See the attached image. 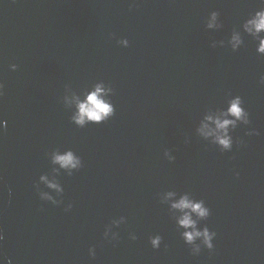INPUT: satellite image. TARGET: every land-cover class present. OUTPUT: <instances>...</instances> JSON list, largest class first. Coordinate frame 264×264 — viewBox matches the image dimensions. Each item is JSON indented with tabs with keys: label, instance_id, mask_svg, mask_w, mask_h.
Wrapping results in <instances>:
<instances>
[{
	"label": "water",
	"instance_id": "obj_1",
	"mask_svg": "<svg viewBox=\"0 0 264 264\" xmlns=\"http://www.w3.org/2000/svg\"><path fill=\"white\" fill-rule=\"evenodd\" d=\"M261 3L0 0V120L7 121L0 257L12 264H264V56L247 35L238 51L227 45ZM212 11L220 13L219 30L205 27ZM122 38L127 48L116 43ZM221 40L224 47H211ZM101 80L114 89L115 114L79 128L65 96H82ZM229 93L242 98L251 123L232 131V150L222 153L196 128L206 112L226 108ZM251 130L259 135H246ZM66 150L83 162L72 176L55 172L51 159ZM41 175L63 192L47 189ZM38 191L64 203L43 201ZM169 191L205 201L211 215L200 226L216 232L213 250L191 253L162 203ZM120 216L127 222L113 227L119 239L105 240V226ZM157 234L162 242L153 249L149 237Z\"/></svg>",
	"mask_w": 264,
	"mask_h": 264
},
{
	"label": "clouds",
	"instance_id": "obj_2",
	"mask_svg": "<svg viewBox=\"0 0 264 264\" xmlns=\"http://www.w3.org/2000/svg\"><path fill=\"white\" fill-rule=\"evenodd\" d=\"M219 16L220 13L218 11H212L206 19V29H221L223 25L219 20ZM245 35L250 36L256 42L257 55L264 56V3H261L256 11L249 13L240 28H234L231 31L227 39V45L233 52L244 46ZM116 43L124 48L129 46L127 38L117 39ZM217 45L224 47L225 42L223 40L219 42L213 41L211 47L215 48ZM9 67L12 71H16L18 65L11 64ZM259 83L264 85V75L260 76ZM3 95L4 84L0 82V96ZM113 95L114 89L101 80L92 84L82 96L73 94L71 100L65 96L66 103L74 105V111L70 117L71 122L79 128H84L89 124L99 125L106 122L115 114V107L111 99ZM228 97L226 108L206 112L196 128V132L201 138L215 145L222 153L232 150V131L241 124L249 125L251 123L250 114L243 106L244 101L242 98L239 95L232 96L230 93ZM6 126L7 121L0 120V129ZM246 135H259V133L251 130ZM239 143H243V141ZM164 156L170 162L175 160V157L168 150L164 152ZM51 159L54 165H59V168L54 169V171L59 173V170L63 169L68 176L73 175V170L78 172L83 167L81 157L77 156L72 150L55 151L52 153ZM236 175L238 176L239 173H236ZM40 182L47 189L54 190L55 195H60L63 192V188L55 178L50 179L47 175H41ZM38 187L37 185V189ZM9 194L11 195V190H9ZM37 194L41 200L51 202L54 206L64 203L63 200H57L49 191H38ZM162 203L168 204L180 237L186 245L190 246L193 255H199L202 246L209 251L214 249L213 240L217 235L216 232L211 231L207 225L200 226V222L207 220L211 215V210L206 206L203 199H194L188 193L178 194L175 191H169L164 195ZM71 208L72 204L68 203L64 211L68 212ZM126 222L127 220L124 216H120L119 219H113L110 224L105 226L104 239L110 242L118 240L119 234L113 231V227L118 228ZM181 229L182 231H180ZM130 238L135 240L137 237L135 234H130ZM3 239V233L0 232V241ZM161 242L162 237L159 234L149 237V243L153 249H159ZM88 252L90 257L95 258L94 247H90ZM0 264H12V260L11 258L0 257Z\"/></svg>",
	"mask_w": 264,
	"mask_h": 264
}]
</instances>
